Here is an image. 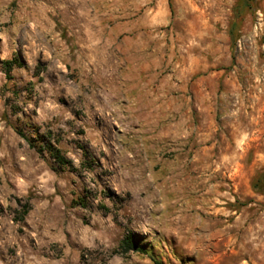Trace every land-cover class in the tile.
I'll list each match as a JSON object with an SVG mask.
<instances>
[{"label": "rangeland", "instance_id": "1", "mask_svg": "<svg viewBox=\"0 0 264 264\" xmlns=\"http://www.w3.org/2000/svg\"><path fill=\"white\" fill-rule=\"evenodd\" d=\"M238 3L0 0V264H264V0Z\"/></svg>", "mask_w": 264, "mask_h": 264}, {"label": "trees", "instance_id": "2", "mask_svg": "<svg viewBox=\"0 0 264 264\" xmlns=\"http://www.w3.org/2000/svg\"><path fill=\"white\" fill-rule=\"evenodd\" d=\"M254 0H239L238 6L236 7V12H237V16L240 17L242 16L251 6ZM237 26H238V21L234 22L231 33L233 38L236 36L235 35V31L237 30ZM3 64L7 67L6 70H10L14 64H16L15 60H4ZM51 155L58 161V163H60L61 165H68L70 164V161L61 154V152L59 151V149H57L56 147L50 145V147H48ZM254 188L256 190H261L264 191V178H258L255 182H254ZM28 212V208L25 209L24 211V215ZM121 248H122V252L123 253H127L131 250H135V251H142L145 252L142 248L139 247V245L135 242L134 240V235L132 233H130L128 236H126L122 243H121Z\"/></svg>", "mask_w": 264, "mask_h": 264}]
</instances>
